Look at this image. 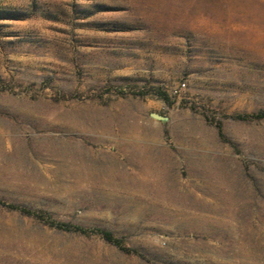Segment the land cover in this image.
Returning a JSON list of instances; mask_svg holds the SVG:
<instances>
[{
    "label": "rangeland",
    "instance_id": "374dc122",
    "mask_svg": "<svg viewBox=\"0 0 264 264\" xmlns=\"http://www.w3.org/2000/svg\"><path fill=\"white\" fill-rule=\"evenodd\" d=\"M260 113L264 0H0V264H264Z\"/></svg>",
    "mask_w": 264,
    "mask_h": 264
},
{
    "label": "trees",
    "instance_id": "16d2710c",
    "mask_svg": "<svg viewBox=\"0 0 264 264\" xmlns=\"http://www.w3.org/2000/svg\"><path fill=\"white\" fill-rule=\"evenodd\" d=\"M248 117H252V118H264V113H260V114H252ZM221 128V127H220ZM7 205L9 208L12 209H17L25 214H30V215H35L37 217L43 218L41 217V213L40 212H36V211H32L29 210L26 207L20 206V205H16V204H5ZM53 225L61 228V229H67V230H75V231H80L82 233H89L91 232V230L86 229V228H82L80 226H76L70 223H64V222H51ZM99 233L102 234V236L105 238V240H107L108 242L117 245L118 247H120L121 249H123L124 251L130 252L132 251V249L124 246L123 242L121 239H119L118 237H116L112 232L110 231H106V230H101L99 231Z\"/></svg>",
    "mask_w": 264,
    "mask_h": 264
},
{
    "label": "water",
    "instance_id": "95a60500",
    "mask_svg": "<svg viewBox=\"0 0 264 264\" xmlns=\"http://www.w3.org/2000/svg\"><path fill=\"white\" fill-rule=\"evenodd\" d=\"M151 116L155 119H159V120H167L168 117L165 115H161L159 113H152Z\"/></svg>",
    "mask_w": 264,
    "mask_h": 264
},
{
    "label": "built area",
    "instance_id": "2783aa9c",
    "mask_svg": "<svg viewBox=\"0 0 264 264\" xmlns=\"http://www.w3.org/2000/svg\"><path fill=\"white\" fill-rule=\"evenodd\" d=\"M182 86H185V84H182ZM175 92H176V93H178V92H179V90H178V89H176V90H175Z\"/></svg>",
    "mask_w": 264,
    "mask_h": 264
}]
</instances>
